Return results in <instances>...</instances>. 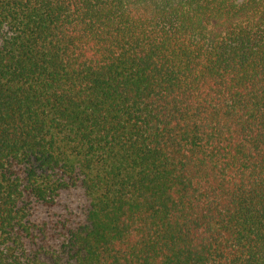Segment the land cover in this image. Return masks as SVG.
<instances>
[{
    "label": "trees",
    "instance_id": "16d2710c",
    "mask_svg": "<svg viewBox=\"0 0 264 264\" xmlns=\"http://www.w3.org/2000/svg\"><path fill=\"white\" fill-rule=\"evenodd\" d=\"M0 264H264V0H0Z\"/></svg>",
    "mask_w": 264,
    "mask_h": 264
}]
</instances>
